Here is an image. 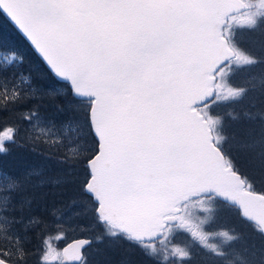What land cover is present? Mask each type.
<instances>
[{"label": "snow or ice", "instance_id": "6c2138e0", "mask_svg": "<svg viewBox=\"0 0 264 264\" xmlns=\"http://www.w3.org/2000/svg\"><path fill=\"white\" fill-rule=\"evenodd\" d=\"M0 20V264H264V0Z\"/></svg>", "mask_w": 264, "mask_h": 264}, {"label": "rangeland", "instance_id": "374dc122", "mask_svg": "<svg viewBox=\"0 0 264 264\" xmlns=\"http://www.w3.org/2000/svg\"><path fill=\"white\" fill-rule=\"evenodd\" d=\"M253 39H255L256 41H259L261 38L259 36L253 37ZM238 223V221L236 220V217L234 215H230V214H222V219L220 221V223L218 225H216L215 227H223V228H227L229 226H231L232 224H236ZM208 230H212V229H208ZM77 238L76 236H74L73 234H70L68 236V239L66 241H61L59 242V244L57 245V247L62 248L65 243H68L69 241H71L72 239ZM175 243L177 244H185L188 242V237L186 235H178L175 238Z\"/></svg>", "mask_w": 264, "mask_h": 264}, {"label": "trees", "instance_id": "16d2710c", "mask_svg": "<svg viewBox=\"0 0 264 264\" xmlns=\"http://www.w3.org/2000/svg\"><path fill=\"white\" fill-rule=\"evenodd\" d=\"M0 26H3L5 28V30H11V26L7 23H5L3 20H0ZM14 126V122L13 121H2L0 120V132H2L6 127H13ZM19 150H15L13 151V155L3 158L5 160L8 161L9 165L12 164V162L16 159L17 157V152Z\"/></svg>", "mask_w": 264, "mask_h": 264}, {"label": "water", "instance_id": "95a60500", "mask_svg": "<svg viewBox=\"0 0 264 264\" xmlns=\"http://www.w3.org/2000/svg\"><path fill=\"white\" fill-rule=\"evenodd\" d=\"M71 242V241H70Z\"/></svg>", "mask_w": 264, "mask_h": 264}]
</instances>
